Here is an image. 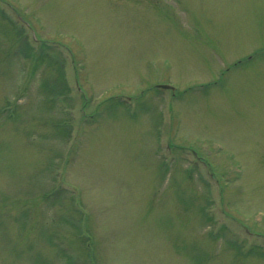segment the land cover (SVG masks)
Instances as JSON below:
<instances>
[{"label":"rangeland","instance_id":"1","mask_svg":"<svg viewBox=\"0 0 264 264\" xmlns=\"http://www.w3.org/2000/svg\"><path fill=\"white\" fill-rule=\"evenodd\" d=\"M0 264H264V0H0Z\"/></svg>","mask_w":264,"mask_h":264},{"label":"water","instance_id":"2","mask_svg":"<svg viewBox=\"0 0 264 264\" xmlns=\"http://www.w3.org/2000/svg\"><path fill=\"white\" fill-rule=\"evenodd\" d=\"M162 88H164V89H170V87H167V86H162Z\"/></svg>","mask_w":264,"mask_h":264}]
</instances>
